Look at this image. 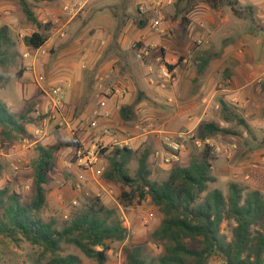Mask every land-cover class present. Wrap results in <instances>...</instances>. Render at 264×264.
<instances>
[{
	"label": "rangeland",
	"instance_id": "rangeland-1",
	"mask_svg": "<svg viewBox=\"0 0 264 264\" xmlns=\"http://www.w3.org/2000/svg\"><path fill=\"white\" fill-rule=\"evenodd\" d=\"M76 1L83 7L78 13L65 12L64 6L59 12L60 8L51 4L25 0L39 21L51 24L45 46L32 50L24 46L23 38L36 29L26 20L19 0H0V27H8L18 53L12 65L0 67V101L10 113L26 114L29 121L25 125L27 137L22 141L10 144L0 139V162L4 167L0 188L8 186L22 197L23 203H30L34 194L31 163L36 158L35 148L71 143V147H64L55 155V170L44 188L46 204L39 217L45 222L50 219L59 223L67 221L74 209L85 204L86 198L99 197L105 202L103 204L117 209L127 231L123 243L110 244L105 264H127L123 250L134 247H141L146 258H158L161 248L151 242L150 234L158 228L162 215L149 198L140 204L134 201L130 207H123L120 194L129 190L103 177L108 167L104 158L106 152L117 146L98 144L96 136L83 141L85 134L95 129L93 122L100 117L107 101L127 96L126 104L113 111L112 118L108 111L103 112L102 117L110 119L106 128L112 135L130 134L128 137L133 138L140 134L147 138L126 167L131 177L137 170L140 154L148 150L149 179L156 183L165 181L170 169L152 158L153 152L158 150V136L161 132H190L192 139L184 142L185 151L179 166H187L190 159L199 156L204 145H208L216 158L211 172L215 182L209 184V190H218L227 197L229 185L234 184L264 195L262 15L257 18L251 7L238 4L242 12L238 19L228 8L211 9L207 0H196L187 13L185 0H71L68 3L71 9L75 8ZM218 12L222 13V20L228 16L229 24L236 26L219 28L215 18ZM182 18L193 22L192 26L180 28ZM163 29L167 32H161ZM229 46L233 54L241 52L247 60L249 53L253 57L254 68L259 71L248 81L240 79L236 83L235 77H240L235 70L237 62L231 58L232 63L227 62L225 49ZM133 49L141 53L144 72L136 62L129 67L119 64L123 52L128 59ZM168 52L185 56L186 62L179 65L180 73L173 71L177 63L169 62L173 57H165ZM114 59L118 62L116 71L112 72L106 65ZM202 60L209 61L200 73ZM99 65L103 68L96 71ZM206 73L216 79L208 92H213V88L215 92L222 91L229 81L232 86L227 94L232 96L229 99L216 96L218 108L213 110L211 118L203 119L194 130L187 129L182 126L184 113L192 110L194 97L199 94L197 85ZM178 74L181 80L176 84ZM56 88L64 92L59 104L53 94ZM223 105L229 112L224 113ZM190 113L187 117L193 116ZM224 115L231 121L224 122ZM204 121L214 123L229 134L217 135L204 143L193 141ZM93 156L96 161L100 159L104 169L90 171L87 161ZM253 164L257 169L252 168ZM232 228L233 224L221 226V234L227 240L231 238ZM39 253L23 241L15 245L0 237V264H33L31 261ZM69 254L78 257L82 264H96L64 247L63 255ZM220 262L212 258L208 264Z\"/></svg>",
	"mask_w": 264,
	"mask_h": 264
},
{
	"label": "trees",
	"instance_id": "trees-1",
	"mask_svg": "<svg viewBox=\"0 0 264 264\" xmlns=\"http://www.w3.org/2000/svg\"><path fill=\"white\" fill-rule=\"evenodd\" d=\"M31 1L53 3L56 0ZM185 1L187 13L196 0ZM206 2L213 10L225 7L234 17H242L237 0ZM19 3L26 20L36 29L23 38V44L29 49L40 50L49 39L51 24L39 21L25 0H19ZM189 24V19L182 18L179 26L185 29ZM172 27L175 29V25ZM17 56L8 27H0V67L12 65ZM177 58L178 65L185 60L183 55H177ZM207 61L202 60L199 65L200 73ZM223 111L229 112L225 105ZM223 120L231 121L226 115ZM28 123L26 114L10 113L0 101L2 142L13 144L25 139ZM238 123L244 125L243 121ZM224 134L229 133L204 121L193 141L204 143ZM71 146V143H65L35 148L36 158L31 163L34 194L30 203H23L22 197L8 186L0 188V237L15 245L23 241L38 249L40 253L31 261L33 264H82L73 254L63 255L64 247L96 264H105L110 244L123 243L127 237L117 209L106 206L99 197L86 198L85 204L74 209L67 221L59 223L50 219L45 222L39 217L46 204L44 188L55 170V155L62 148ZM106 153L104 158L108 167L104 179L129 190L120 194V204L127 208L134 201L140 204L149 198L151 205L162 215L158 228L150 234L151 242L161 248V255L156 259L146 258L141 247L126 248L123 255L127 264H208L212 258L220 259L218 264H264V195L234 184L229 185L227 197L218 190H209V184L215 182L211 172L216 158L208 145H204L201 154L193 156L184 167L179 166L181 154L180 162L168 167V177L161 183L149 179L148 150L140 154L134 177L126 170L134 154L131 149L115 147ZM3 169L0 162V179ZM223 223L233 224L230 240L221 234Z\"/></svg>",
	"mask_w": 264,
	"mask_h": 264
},
{
	"label": "crops",
	"instance_id": "crops-1",
	"mask_svg": "<svg viewBox=\"0 0 264 264\" xmlns=\"http://www.w3.org/2000/svg\"><path fill=\"white\" fill-rule=\"evenodd\" d=\"M237 1H238V4H239L240 7L245 6V5H248L249 7H251L252 10L255 12V17L258 18V15H262L260 17L261 20H262V21H260V24H261V27L264 28V0H237ZM70 2H71V0H56L55 2L48 3V4H51L52 6H54V8H60V7L64 6L63 10L65 12L66 11H71V12L78 13L83 8L82 5L80 4V2L76 1L75 8L71 9V7L69 6L70 4H68ZM58 11L61 12V8L58 9ZM217 14L218 15H216L215 18L217 19V25H218L219 28H223V27H226L228 25H232V24H229L230 21L228 19V16L226 17L227 19L224 21L221 18V14L222 13L218 12ZM192 23L193 22H190L189 26H192ZM154 26L157 27V25H154ZM232 26H236V25L233 24ZM203 27H204V25H203ZM172 30L174 31L175 29H173V27H172ZM161 32L166 33L167 31H165L163 29V30H161ZM231 32H234V31H231ZM168 34H169V37H170V33H168ZM260 34L264 36V32H261ZM141 36H143V33L141 34ZM121 37L125 38L123 35H120V38ZM250 37L254 38L255 36L253 37V36L250 35ZM139 38H141V37H139ZM251 41L253 42L252 39H251ZM143 51H144V54L147 53L144 48H142V52ZM225 51H226V54L228 55V57H227L228 61L227 62L232 63L230 58L234 59L237 62V67H236L235 70H236V73H238L239 77H240V78H238V77L236 78L235 77V80H237L236 81L237 84L240 82V79L242 81H245V80L248 81V79L251 78V76L254 75V73L256 74V72L259 71L257 68H254L255 61H254V59H253V57L251 56L250 53H249L248 60H247L242 55L241 52H237V53L235 52L233 54V51L231 50V46L226 48ZM160 52H161V56H162L163 55L162 49L160 50ZM191 53L192 52L190 51L189 54H191ZM123 54L125 56L124 52H123ZM128 54L129 53H127V56H128ZM129 55H131V56H129L128 59H127V57H124V56H123L124 58L123 57L121 58V60L119 61L120 62L119 63L120 66H128V67L129 66H134V62H136L139 65V68H141L140 70L144 72L145 65H144L143 60H141V58H140L141 57V53L140 54L136 53V52H134V49H133V51H131V54H129ZM168 56H171V57L174 58V59L173 58L169 59V62L171 64H175V62L177 63L178 58H177L176 54L168 52L165 57H168ZM117 62H118V59L117 60L116 59L112 60L111 62H109L106 65V68L110 67L112 72L116 71L115 66H117V64H116ZM185 62H186V58L182 62V64L185 63ZM179 65L177 64V66L173 69L174 72H179L180 71V66ZM94 67H95V65H93L92 68H94ZM101 67H102V65H99L98 67H96V71H101ZM234 67L235 66H233V65L231 66L232 69ZM179 76H180V74H178V79L176 78V84H178L180 82V80H181V76L180 77ZM191 80H193V78ZM215 81H216V79H214L213 77H210L209 74H207V73L202 75V78L200 79V81H199V83L197 85V90H196L199 94L194 97V104L192 106V110L190 111V112L193 113V116L187 117V115H190L191 113L190 112L184 113L185 118L183 119L184 122L182 123V126H184L187 129H193L194 130L195 128H197V126L199 125V123L203 119L206 120L208 117L211 118L213 110L218 108L217 103H216V98H215L216 96H220L221 95V96H224L226 99L231 98L229 96H232V95H228L227 94L228 89L232 86L231 82H230V85L228 86V88L225 87V88L221 89L222 91L215 92L214 88H213V90H212L213 92H211V93L208 92L209 88L211 86H213L212 84L215 83ZM120 82H122V81L120 80ZM244 87L245 86H243V88ZM243 88L240 87L241 90ZM208 93H210V94H208ZM116 98L117 97H114V99H110L109 101H107L108 103H106V105H104L106 108H102V110L100 112V114H101L100 117L96 121L93 122V124H94L93 127H95V129H93V132L85 134V136L83 137V141L88 140V138L90 139V137H92V136H96V142H98V140L101 138L102 142L104 144H110L112 146H118L122 142H127L130 145V147L132 146V149L131 148L130 149L135 153L139 148H141L142 144L146 143L147 138H146L145 135L138 134L136 137L129 138L128 136H131L130 134L123 135L122 133H120L119 135H113V136H109V135L108 136H103V134H102V130L104 128H106V127L108 128L109 123L111 122L110 119H105L104 117H102V113L108 111V112H110L112 114L111 115V118H112L113 117V111H118V108H120L121 105L126 104L127 96L122 97V99H119V100L116 99ZM233 100H235V99H233ZM96 104H97V102H96ZM194 114H195V116H194ZM173 133H176V132H173ZM159 146H160V144H158L157 147L156 146H154V147H156L158 149ZM152 158H153V154H152ZM100 162H101L100 159H98L96 161L95 165L91 166L90 171L93 172L94 169L96 171L99 170V169L100 170L104 169L103 166L100 164ZM107 198L110 199L111 197L107 196ZM101 200H102V202H104L103 199H101Z\"/></svg>",
	"mask_w": 264,
	"mask_h": 264
},
{
	"label": "built area",
	"instance_id": "built-area-1",
	"mask_svg": "<svg viewBox=\"0 0 264 264\" xmlns=\"http://www.w3.org/2000/svg\"><path fill=\"white\" fill-rule=\"evenodd\" d=\"M161 2V0H160ZM230 82H225V87H228ZM53 94L56 100V103L59 104V100L63 97L64 92L61 88H56L53 90ZM103 136H113L109 129L105 128L102 130ZM192 135L190 132H161L158 136L159 140V148L153 153V159L157 160L159 164L163 167H170L175 163L180 162V155L185 151L184 142L187 140H191ZM102 139L98 140V144H101ZM199 144V143H197ZM118 148H127L130 149V145L127 142H122L118 146ZM232 148H235L234 146ZM101 150V149H100ZM96 158L95 156L91 157L87 161V165L89 167L95 165ZM253 169H257V165H252Z\"/></svg>",
	"mask_w": 264,
	"mask_h": 264
}]
</instances>
